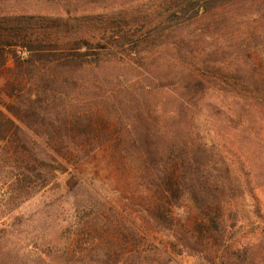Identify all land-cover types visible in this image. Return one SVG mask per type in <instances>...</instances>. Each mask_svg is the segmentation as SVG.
<instances>
[{
    "label": "rangeland",
    "instance_id": "374dc122",
    "mask_svg": "<svg viewBox=\"0 0 264 264\" xmlns=\"http://www.w3.org/2000/svg\"><path fill=\"white\" fill-rule=\"evenodd\" d=\"M164 1L18 4L31 20L59 23L154 13ZM211 7L226 18L211 37L198 34L203 18L194 8L164 16L124 49L106 37L86 48L83 68L68 76L58 67L19 70L13 60L0 66V264H264V100L238 105L215 95L196 111L190 134L215 153L212 175L226 189L219 211H203L187 184L173 226H162L156 184L140 161L139 118L148 107L154 114L162 99L143 75L163 77L169 68L179 74L172 66L177 51L188 74L264 87V0H216ZM154 36L156 44L147 46L144 39ZM139 45L145 52L133 60L128 54ZM117 53L128 59L117 62ZM234 110L244 122L231 132L226 115L234 119ZM214 215L220 231L210 228Z\"/></svg>",
    "mask_w": 264,
    "mask_h": 264
},
{
    "label": "trees",
    "instance_id": "16d2710c",
    "mask_svg": "<svg viewBox=\"0 0 264 264\" xmlns=\"http://www.w3.org/2000/svg\"><path fill=\"white\" fill-rule=\"evenodd\" d=\"M18 2L19 0H0V66L5 67L13 60L19 70L24 67L28 70L37 67L50 72L58 67L66 70V75L68 71L75 72L83 68V58L89 55L87 49L100 45L106 37L111 39L117 49H124L130 42L136 43L143 34L161 24L166 15L174 17L179 11L187 14L196 8L202 12L203 18V21L199 22L198 34L206 37L218 32L226 20L222 18L223 10L212 11L211 6L216 0H165L154 13H129L108 17L110 19L107 20L96 18L91 21L68 18L59 23L27 18L29 11L19 9ZM144 40L147 46L156 44L157 41L155 36L151 40ZM191 42L196 44V41ZM19 49L27 51L29 56L24 58L18 53ZM83 49L86 51H82ZM143 49L139 45V49L128 56L134 60L133 54L145 52ZM57 53L59 55H55ZM177 54L172 66H179V74L175 75L169 68L163 77L143 75L149 82L146 88H149L150 92H160L162 99L155 105L158 107L154 109V114L148 107L146 114L142 113L141 117H138L141 128L137 135L140 161L146 169L149 182L156 184L158 202L155 206V218L162 226H173L174 210L181 207L179 200L183 197L182 193L187 184L194 190V200L201 208L205 206V212L207 208L214 206L219 211L221 195L226 192L224 186L215 183L212 175L213 164L217 160L215 153L199 142L194 134H190L196 125L197 109L215 95L224 100L231 98L233 103L238 105L241 99L246 102L248 98L264 100V87L257 90L247 89V83L235 81L231 84L228 79L224 80L214 73H186L188 70L183 65L181 52L177 51ZM56 56L63 57L54 59ZM115 56L117 62L128 59L124 53H117ZM44 80L46 78H42V81ZM171 105L173 106L170 107ZM234 114V119H231V115H226L231 132L244 122L243 115H239L235 110ZM246 187L255 204L256 213L261 214L257 187L251 180L246 181ZM203 195L207 198H202ZM210 222L211 230L222 229L223 224L219 216L210 217Z\"/></svg>",
    "mask_w": 264,
    "mask_h": 264
},
{
    "label": "built area",
    "instance_id": "2783aa9c",
    "mask_svg": "<svg viewBox=\"0 0 264 264\" xmlns=\"http://www.w3.org/2000/svg\"><path fill=\"white\" fill-rule=\"evenodd\" d=\"M1 196V195H0Z\"/></svg>",
    "mask_w": 264,
    "mask_h": 264
}]
</instances>
